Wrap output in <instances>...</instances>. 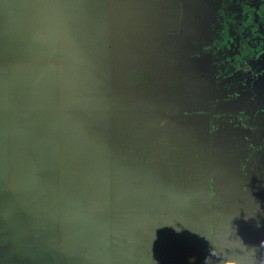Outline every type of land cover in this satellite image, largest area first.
Returning <instances> with one entry per match:
<instances>
[{"label": "crops", "instance_id": "obj_1", "mask_svg": "<svg viewBox=\"0 0 264 264\" xmlns=\"http://www.w3.org/2000/svg\"><path fill=\"white\" fill-rule=\"evenodd\" d=\"M217 1L0 0V264H264V57Z\"/></svg>", "mask_w": 264, "mask_h": 264}, {"label": "flooded vegetation", "instance_id": "obj_2", "mask_svg": "<svg viewBox=\"0 0 264 264\" xmlns=\"http://www.w3.org/2000/svg\"><path fill=\"white\" fill-rule=\"evenodd\" d=\"M213 15L215 21L219 18L216 23H213L214 26L219 27L220 21L227 32L234 34L235 39L241 43L240 49L236 50L238 57L245 48L240 56L243 70L249 67V63L253 61L252 58L264 57V0H218L214 6ZM212 32L213 40H221V35L215 27L212 28ZM247 42H250L252 46L247 47L245 45ZM252 71H254L253 68Z\"/></svg>", "mask_w": 264, "mask_h": 264}, {"label": "rangeland", "instance_id": "obj_3", "mask_svg": "<svg viewBox=\"0 0 264 264\" xmlns=\"http://www.w3.org/2000/svg\"><path fill=\"white\" fill-rule=\"evenodd\" d=\"M245 45H246L247 47L252 46V44H251L250 42L245 43ZM249 51L251 52V49H250Z\"/></svg>", "mask_w": 264, "mask_h": 264}, {"label": "trees", "instance_id": "obj_4", "mask_svg": "<svg viewBox=\"0 0 264 264\" xmlns=\"http://www.w3.org/2000/svg\"><path fill=\"white\" fill-rule=\"evenodd\" d=\"M242 52H244V51H241V52H240V55H239V57L241 56ZM243 55H244V54H243ZM237 57H238V55H237Z\"/></svg>", "mask_w": 264, "mask_h": 264}, {"label": "water", "instance_id": "obj_5", "mask_svg": "<svg viewBox=\"0 0 264 264\" xmlns=\"http://www.w3.org/2000/svg\"><path fill=\"white\" fill-rule=\"evenodd\" d=\"M245 48H243V51H244Z\"/></svg>", "mask_w": 264, "mask_h": 264}]
</instances>
